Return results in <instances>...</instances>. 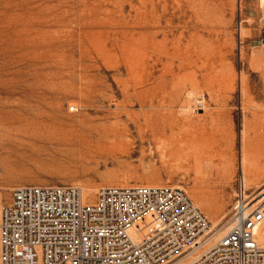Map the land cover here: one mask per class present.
Instances as JSON below:
<instances>
[{
  "label": "rangeland",
  "instance_id": "1",
  "mask_svg": "<svg viewBox=\"0 0 264 264\" xmlns=\"http://www.w3.org/2000/svg\"><path fill=\"white\" fill-rule=\"evenodd\" d=\"M260 36L264 0H0V207L26 184H171L212 243L240 176L264 191ZM200 125L228 131L206 176L184 145Z\"/></svg>",
  "mask_w": 264,
  "mask_h": 264
},
{
  "label": "built area",
  "instance_id": "2",
  "mask_svg": "<svg viewBox=\"0 0 264 264\" xmlns=\"http://www.w3.org/2000/svg\"><path fill=\"white\" fill-rule=\"evenodd\" d=\"M231 214L208 244L211 221L181 186L106 185L93 200L75 185H20L0 207V264H264V232L249 230L264 220V192L240 176Z\"/></svg>",
  "mask_w": 264,
  "mask_h": 264
},
{
  "label": "bare ground",
  "instance_id": "3",
  "mask_svg": "<svg viewBox=\"0 0 264 264\" xmlns=\"http://www.w3.org/2000/svg\"><path fill=\"white\" fill-rule=\"evenodd\" d=\"M263 127V126H262ZM166 129V127H163V130ZM197 135L193 134V138H191L189 141H185L184 145H188L191 147H198L197 151H193L192 155L198 160L197 162V172L199 175L206 176L208 175V169L211 167L210 160H205L203 162V157L205 156L206 153L211 152L213 155H216L219 151L223 152L226 150V148H222V143L225 140V138L228 135V131L225 129V127L222 126H216L215 128L211 127L208 128L206 125H200L198 128ZM250 128L244 127L241 131V152H242V164H248L249 160L251 159V153L249 151V148H251L254 139L252 137H249V130ZM257 141L261 140L260 136H255ZM228 139V138H227ZM183 143V142H182ZM183 145V146H184ZM251 150V149H250ZM205 172L203 171V167ZM150 183V182H149ZM161 185L162 183H151L149 185ZM84 194L93 191L91 187L89 188H82ZM264 191L258 193L255 197L260 196L263 194ZM86 196V194H85ZM249 212L252 210L251 206L248 208ZM233 224V218L229 219L226 221L224 224L221 225L219 228L218 232L220 233H225L228 231ZM246 224H249L247 222ZM250 231H252L255 234H260L264 232V220L260 221H254L253 223L249 224ZM215 226H213L212 231H214ZM214 232L212 234H208L205 238V242H209L211 238L214 236ZM260 238L262 242L264 241V234L260 235ZM172 264H186V260L179 258L177 261L173 262Z\"/></svg>",
  "mask_w": 264,
  "mask_h": 264
},
{
  "label": "crops",
  "instance_id": "4",
  "mask_svg": "<svg viewBox=\"0 0 264 264\" xmlns=\"http://www.w3.org/2000/svg\"><path fill=\"white\" fill-rule=\"evenodd\" d=\"M262 30H263V27L260 30V32ZM261 38L263 39L264 37L260 36V37L256 38V40H259V39L261 40ZM256 51L258 52V56L260 57L259 63L262 65L264 63V45H259L258 48L256 49ZM258 56H257V58H258ZM252 59H254V57H252Z\"/></svg>",
  "mask_w": 264,
  "mask_h": 264
}]
</instances>
